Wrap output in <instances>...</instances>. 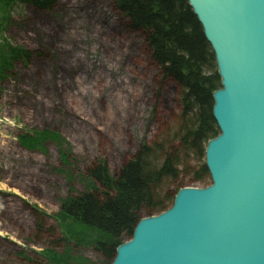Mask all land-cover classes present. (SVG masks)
Wrapping results in <instances>:
<instances>
[{
  "label": "rangeland",
  "instance_id": "obj_1",
  "mask_svg": "<svg viewBox=\"0 0 264 264\" xmlns=\"http://www.w3.org/2000/svg\"><path fill=\"white\" fill-rule=\"evenodd\" d=\"M4 38L31 59L0 83V264H112L95 249V234L68 235L75 229L62 204L97 190L93 166L117 180L144 145L161 165L159 148L179 147L182 87L164 77L146 33L132 30L114 0L16 8ZM28 134L32 149L19 144ZM208 143L198 157L180 155L179 169L205 166ZM184 172L181 189L212 185L211 177L202 184ZM163 186L174 197L181 190Z\"/></svg>",
  "mask_w": 264,
  "mask_h": 264
},
{
  "label": "water",
  "instance_id": "obj_2",
  "mask_svg": "<svg viewBox=\"0 0 264 264\" xmlns=\"http://www.w3.org/2000/svg\"><path fill=\"white\" fill-rule=\"evenodd\" d=\"M215 54L212 185L142 219L112 264H264V0H186Z\"/></svg>",
  "mask_w": 264,
  "mask_h": 264
},
{
  "label": "trees",
  "instance_id": "obj_3",
  "mask_svg": "<svg viewBox=\"0 0 264 264\" xmlns=\"http://www.w3.org/2000/svg\"><path fill=\"white\" fill-rule=\"evenodd\" d=\"M114 1L119 11L129 19L132 30L146 33L152 58L164 77L173 79L182 87L183 113L174 137L179 141V147L171 149L173 153H164L160 147L159 152L164 154L161 165L151 161L154 155L144 145L125 164L117 180L112 179L106 166H93L88 177L94 187L99 188L62 204V214L71 218L75 229H70L68 235L83 239V228L95 234V249L112 261L117 248L124 239L133 237L137 224L143 218L162 214L170 208L169 204L173 205L175 197L164 190L166 181L181 189L183 180H180V175L184 171L186 175L192 173L194 179L202 184L210 180L206 166L194 171L183 163L184 171H181L179 156L185 154L188 157L189 153L200 156L204 152L203 143L220 135L213 117V94L222 88L215 70L214 53L188 1ZM54 4L55 0H0V35L7 30L12 18L11 10L16 5L51 11ZM30 59L26 49L13 46L9 40L3 42L0 47V82L8 78L18 63L30 62ZM39 137H42L41 132ZM21 143L27 149L34 146L29 134L22 135Z\"/></svg>",
  "mask_w": 264,
  "mask_h": 264
},
{
  "label": "bare ground",
  "instance_id": "obj_4",
  "mask_svg": "<svg viewBox=\"0 0 264 264\" xmlns=\"http://www.w3.org/2000/svg\"><path fill=\"white\" fill-rule=\"evenodd\" d=\"M38 11H41V10H38ZM48 10H42L41 12H47ZM49 12V11H48ZM42 45V47L43 48H45L46 49V43H44V44H41ZM27 49V48H26ZM27 52L30 54V52H29V50L27 49ZM214 60H215V64H216V68H217V73H218V66H217V62H216V58H215V54H214ZM220 77V76H219ZM169 210V209H168ZM160 215V214H159Z\"/></svg>",
  "mask_w": 264,
  "mask_h": 264
}]
</instances>
